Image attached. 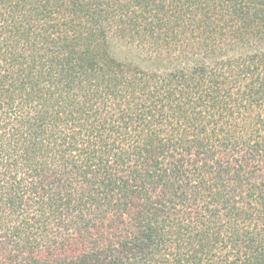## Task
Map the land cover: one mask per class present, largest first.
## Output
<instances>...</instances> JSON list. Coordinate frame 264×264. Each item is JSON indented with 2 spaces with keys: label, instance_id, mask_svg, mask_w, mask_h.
<instances>
[{
  "label": "trees",
  "instance_id": "trees-1",
  "mask_svg": "<svg viewBox=\"0 0 264 264\" xmlns=\"http://www.w3.org/2000/svg\"><path fill=\"white\" fill-rule=\"evenodd\" d=\"M0 264H264V0H0Z\"/></svg>",
  "mask_w": 264,
  "mask_h": 264
}]
</instances>
